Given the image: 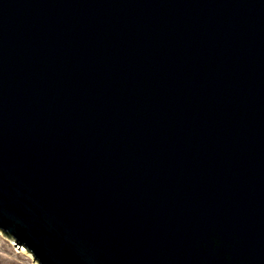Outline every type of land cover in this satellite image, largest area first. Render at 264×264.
<instances>
[{"label": "water", "instance_id": "water-1", "mask_svg": "<svg viewBox=\"0 0 264 264\" xmlns=\"http://www.w3.org/2000/svg\"><path fill=\"white\" fill-rule=\"evenodd\" d=\"M0 231L38 264H264V0H0Z\"/></svg>", "mask_w": 264, "mask_h": 264}, {"label": "rangeland", "instance_id": "rangeland-1", "mask_svg": "<svg viewBox=\"0 0 264 264\" xmlns=\"http://www.w3.org/2000/svg\"><path fill=\"white\" fill-rule=\"evenodd\" d=\"M15 244L13 238L0 231V264H38L31 252Z\"/></svg>", "mask_w": 264, "mask_h": 264}]
</instances>
